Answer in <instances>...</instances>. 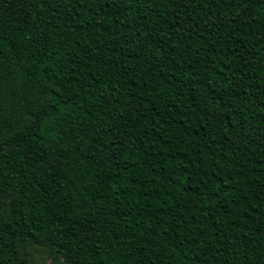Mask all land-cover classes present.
<instances>
[{
    "label": "trees",
    "instance_id": "1",
    "mask_svg": "<svg viewBox=\"0 0 264 264\" xmlns=\"http://www.w3.org/2000/svg\"><path fill=\"white\" fill-rule=\"evenodd\" d=\"M264 264V0H0V264Z\"/></svg>",
    "mask_w": 264,
    "mask_h": 264
},
{
    "label": "rangeland",
    "instance_id": "2",
    "mask_svg": "<svg viewBox=\"0 0 264 264\" xmlns=\"http://www.w3.org/2000/svg\"><path fill=\"white\" fill-rule=\"evenodd\" d=\"M37 259L40 260V263L41 264H58L56 262H54L46 252H41V251H38L35 253ZM61 264V263H59Z\"/></svg>",
    "mask_w": 264,
    "mask_h": 264
}]
</instances>
